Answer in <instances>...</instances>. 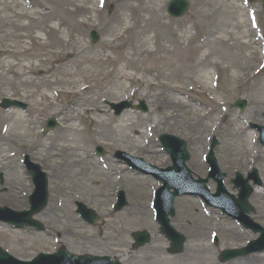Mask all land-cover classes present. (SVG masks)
Listing matches in <instances>:
<instances>
[{"label": "rangeland", "instance_id": "1", "mask_svg": "<svg viewBox=\"0 0 264 264\" xmlns=\"http://www.w3.org/2000/svg\"><path fill=\"white\" fill-rule=\"evenodd\" d=\"M188 1L187 13L171 18L165 11L168 0H104L99 5L95 0H0V99L17 98L27 104L25 109L0 108V127L8 125L7 132L0 133L2 145L18 146L14 155L0 153V172L6 187L2 191L0 186V205L17 210L29 207L33 185L23 164L26 156L38 163L48 178L47 206L35 216L44 230L13 229L0 222V246L10 254L28 260L39 252H54L63 244L76 254L107 255L116 260L110 249L125 242L121 250L130 251V256L121 261L123 264H221L217 260L221 249L240 247L255 237L231 218L205 209L197 198L178 196L171 223L187 240L181 253L169 254L168 241L159 233L150 208L157 181L129 169L113 155L115 150H121L165 166L169 157L160 148L158 136L169 133L186 141L190 164L194 163L196 171L203 174L201 154L216 137L214 151L227 175L230 192L235 193L228 179L236 171L245 174L256 167L264 182V146L257 143V131L250 126L264 124V106H256V90L249 89L251 84L264 83V68L253 76L263 59L264 39L258 28H249L243 14L250 9L258 11L264 36V2ZM224 3L236 7L230 9L235 13L233 18L225 14L228 8L222 7ZM127 5L141 9L130 12L124 9ZM152 8L160 15L157 22L149 20ZM66 9L71 14L64 12ZM91 30L99 35L95 43L89 40ZM208 32L204 46L198 48ZM104 39L109 41L108 46L102 45ZM66 40H82L87 47L80 52L79 60L93 57L99 61L72 64V74L48 73L45 80L50 84L26 87V76L38 80L43 75L44 67L38 65L43 60H70L67 52L61 51L60 43ZM207 51H212L211 56H206ZM204 61L219 64L216 88L205 83L212 70L210 65H198ZM32 65L38 66L29 72ZM66 80H76L78 85L66 86ZM167 82L183 88L178 93L171 92L163 86ZM84 85L88 87L82 89ZM211 96L222 105L213 102ZM122 99H144L148 111L127 109L115 116L107 102ZM237 99L246 100L243 110L233 105ZM77 101L82 105L71 110ZM67 113L76 114L75 123L84 130L82 141L77 143L80 151H67L61 144L52 150L33 149L29 145L38 137L15 139L9 129L15 117L21 116L24 125L32 124L41 141L47 143L51 136L60 134ZM49 117L56 119L57 126L47 131L45 121ZM91 118L104 124L98 127ZM201 118L203 122L197 125ZM122 119L131 126L119 129ZM96 146L102 147L104 154L96 155ZM209 186L213 191L214 184L210 182ZM261 187L263 192H253L249 200L254 206V218L264 226V184ZM120 189L126 192L128 205L114 212L111 204ZM75 200L98 213L95 225L78 217ZM142 229L150 233V242L135 248L130 234ZM214 234L218 237L216 245ZM123 252L115 254L122 256ZM257 255L249 262L241 258L244 261L235 259L224 264H264V252Z\"/></svg>", "mask_w": 264, "mask_h": 264}, {"label": "bare ground", "instance_id": "2", "mask_svg": "<svg viewBox=\"0 0 264 264\" xmlns=\"http://www.w3.org/2000/svg\"><path fill=\"white\" fill-rule=\"evenodd\" d=\"M59 1H62V0H59ZM222 7L228 8L225 11V14L227 16H229L230 18H233L235 16V13L233 11H231V10H236V7L234 5L224 3L222 5ZM125 8H127V10L130 12H138L141 9V8H139V6H131V5H127L124 7V9ZM64 12L71 14V11L69 9L64 10ZM150 12L152 14V18H149V20H153V22H157L158 18H160L158 11L155 8H152V9H150ZM243 14L246 17V13L243 12ZM59 21H60V24H63V21L60 18H59ZM81 23H84V22L81 21ZM159 25H162L164 27L166 24L159 22ZM111 34L112 33L110 31L109 35H111ZM209 35H210V33L208 32L206 34V36L202 39L200 46L198 45V48L204 46L203 42L207 39V37ZM154 37H156V35H154ZM81 41L66 40V41L61 42L60 43V46L62 48L61 51L67 52V55L70 56V60H68V61H66V60L56 61V57H55L51 60V62H50L51 64L48 61L43 60L42 62H40L38 64V65L44 67L43 75L38 80L34 79L33 77L26 76V78L23 81V84H25L26 87H28V88L43 87L45 84H50V83H48V80H45V75H47L48 73L50 75L57 74V73L65 74V75L66 74H72L71 70L69 69L70 65H72V64L74 66H81V65L86 64L87 62L99 61V59L93 58V57L90 59L79 60L80 52L84 51L87 48L84 44H82ZM108 43H109V41L107 39H104L102 41L103 46H108ZM75 48H78L79 51H76ZM205 54L207 57L211 56L212 51H207ZM38 65L30 66L28 71L32 72ZM198 65H200L201 67H205V66L210 65V69L214 70V72H215V70L219 69V64H217L216 62L211 63L209 61H204L202 63L199 62ZM256 74H258V72H256ZM54 81H57V80H54ZM208 82L212 83V75H210L209 79L206 76L205 83H208ZM59 83H60V81H59ZM64 84L66 86H69L72 88V87H75L76 85H78V81L66 80V83H64ZM163 86H165L167 90L174 92V93H178L183 88V85H178V84L172 83V82L164 83ZM199 88H202V87L199 86ZM249 89H255L256 90L255 93L257 94V99L255 100V104H257L256 106L260 109L261 107L264 106V83L257 82L255 84H251L249 86ZM212 99L215 102L218 101L216 97H214ZM78 102L79 101L74 103L71 110L74 111V106L82 105L81 103H78ZM176 103L179 104L180 101H177ZM98 112H100V111H98ZM65 117H66V122L62 126V130H61L60 134L58 136H56V135L51 136V138H52L51 141H49L47 143H43L41 141V137L39 138V134L36 131H34L33 126H31L32 124L28 123L27 125H24V123H25L24 118H22L21 116L15 117V119L11 123L9 129H10L11 133L13 132L15 139H20L23 137H27V138L38 137L37 139H39V140H36L35 142H33L29 145L33 149H40L39 147H41L43 150H52V149H55L56 146H58V144H61V146H63V148H65V150H67V151H72V152L80 151L79 150L80 146L77 143L82 141L84 130L79 128L78 125L75 123V121L77 119L76 114L67 113L65 115ZM96 118H98V115L96 116ZM203 120H204V118H201L196 124L200 125L203 122ZM91 121L93 123H97L98 127L102 126L104 124V122L97 120L95 118H91ZM125 122H126V119L120 120L119 129L124 130L127 127L131 126L130 124H127ZM2 138L3 137H0V153H3L5 151L6 152L12 151L13 153L14 152L16 153V151L18 150V146L14 145V144L12 147L10 146V144L2 145V143L4 142V141H2L3 140ZM254 192H263V188L258 186L254 190ZM60 217H62V216H60ZM125 246H126L125 242H121V243L116 244L114 248L110 249V251L112 252V255L115 258H117V260H119V261H125L130 256V251L123 252L121 250V248L125 247ZM117 252H123V255L120 256V255L115 254ZM258 257H259V255L253 254L251 256L246 257L245 262H249L252 259H256ZM237 260L244 261V259H241V258H239Z\"/></svg>", "mask_w": 264, "mask_h": 264}, {"label": "water", "instance_id": "3", "mask_svg": "<svg viewBox=\"0 0 264 264\" xmlns=\"http://www.w3.org/2000/svg\"><path fill=\"white\" fill-rule=\"evenodd\" d=\"M187 7H188V3L186 0H171L167 5V11L172 16H180L187 10ZM91 37H92V40L94 41L97 39V35L94 32H92ZM10 104L12 103H7L6 101L2 103V105L4 106L10 105ZM236 104L243 107L244 102L240 101V102H237ZM126 105H129V104L127 103ZM139 107H143V106H139ZM122 108L124 107L118 108L116 113H118ZM49 122H50V126L54 125L53 120H50ZM182 151H184V143L182 145ZM30 173L32 174L35 184L37 186L35 193L30 197L31 209L29 211H24V212H12L11 214L12 216H9L10 214H6V215L1 214L0 218L12 223L15 226L35 225L39 228H42V226L38 222L32 219V215L38 212L39 210H41L46 203V191H45L46 182L45 180L40 181L38 179V176L34 172V170L30 169ZM239 185H242V184L238 183L237 186ZM169 186H170L169 184H166L165 189H167ZM181 191L182 190H177L176 192L168 196L165 202L167 205L166 209H163L162 205H160V200H158L156 204L157 213H158L157 218H158L159 223L161 224L160 231L164 233L166 237L172 241L171 247L169 248L171 252L180 251L182 247V243L185 240L183 235L176 232L172 228V226L169 225L168 219L166 218L168 214H173V211L170 210V203H171L172 197L174 196V194L179 193ZM240 191L241 192H240L239 198L236 199V202L238 203V206L240 207L239 213L232 212L233 210L227 207L226 209L230 213H232L234 217L242 219L239 216L241 215L243 216V214L249 210V206H248L246 199L248 195L250 194V192L252 191V189L248 187L246 185V182L244 181V185H242V188ZM122 205H123L122 201L119 202L117 204V209L121 208ZM79 211L82 212V214L90 221H94L96 219V216L92 213V211L87 210L82 204H79ZM134 238L136 239V244L141 245L145 241H147L148 235L145 232L143 233L137 232L134 234ZM258 249H262V247ZM250 251L252 250L247 249V248H241L238 250H225L222 254L223 255L222 259L225 260L233 256L243 255ZM54 257H63L66 260L68 259L72 261V263H79V264L80 263L82 264H118L116 262L110 263V260L108 257L74 256V255L67 253L63 249L59 250L57 255H55ZM7 258H8V255L5 254V252H3L0 249V261L1 260L4 261ZM71 258H73L74 260H71Z\"/></svg>", "mask_w": 264, "mask_h": 264}]
</instances>
